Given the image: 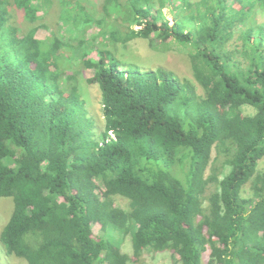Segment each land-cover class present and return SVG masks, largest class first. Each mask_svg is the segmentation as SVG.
I'll list each match as a JSON object with an SVG mask.
<instances>
[{
	"label": "trees",
	"instance_id": "1",
	"mask_svg": "<svg viewBox=\"0 0 264 264\" xmlns=\"http://www.w3.org/2000/svg\"><path fill=\"white\" fill-rule=\"evenodd\" d=\"M159 1L173 25L151 13L155 0H99L98 12L85 0H0L7 256L143 264L169 253L176 264H202L207 252L208 264H264V0ZM57 4L56 35L43 22ZM43 29L49 35L36 38ZM150 34L184 47L196 86L161 68H125L109 52ZM83 84L101 92L98 134Z\"/></svg>",
	"mask_w": 264,
	"mask_h": 264
},
{
	"label": "rangeland",
	"instance_id": "2",
	"mask_svg": "<svg viewBox=\"0 0 264 264\" xmlns=\"http://www.w3.org/2000/svg\"><path fill=\"white\" fill-rule=\"evenodd\" d=\"M58 2V0H56ZM102 1V0H101ZM121 5L125 4L126 0H119ZM191 1H198V0H191ZM86 5L89 8L98 12L99 0H85ZM230 2V1H228ZM170 4L164 3L163 6H160V1L155 0V9L151 12L152 14L155 13L156 9L161 10L164 12L165 18H167L170 22V25H173L174 21L171 15V7ZM11 11L13 13L15 24L18 30V33L25 28L21 26L19 15L20 13L15 9L14 6H11ZM101 11V10H100ZM57 13V17H56ZM40 16H44L43 13H39ZM21 16V15H20ZM262 20L264 21V13L261 14ZM56 18V19H55ZM42 19V20H43ZM38 21V24L42 21ZM44 24L51 26V29L55 30L56 35L58 34L57 27L61 25L59 23V8L58 4L56 5L55 12L49 14V18L46 19ZM41 23V24H43ZM135 30H140L139 25L133 26ZM124 29V26H123ZM122 29V31H123ZM70 31V30H69ZM91 32L90 29L87 30ZM126 31V30H125ZM68 32V31H67ZM50 31L48 29L38 30L36 33V38L43 39L45 36H48ZM146 38H138L128 41L127 43L122 42H115L114 44L110 45V50L113 54L118 57L122 63L133 64L138 66L141 71H148V70H156L158 68L164 69L168 72H172L174 76L180 80H187L190 81L193 85L196 86L195 79L193 78L192 71L189 65V56L188 53L185 52V49L181 45H177L176 43H161L160 40H153ZM153 37V36H152ZM85 75L87 78H92L93 73L91 70H86ZM85 88H80L81 93L87 94L84 99L87 101L85 102V107L88 110L89 118L93 121L94 129L93 131L95 134H98L102 131L103 128V121H102V114H101V106H100V95L99 90L95 87L87 86L83 84ZM199 89V87H198ZM244 115H250L254 113L251 108L245 107L242 111ZM258 171H264V158L258 163L257 167ZM211 172V168L205 172V174H209ZM242 196L244 198L251 197L252 192L250 190V183L245 186L242 191ZM116 206L122 209H128L129 205L127 200L124 198H116ZM12 199L11 198H1L0 199V233L8 221L12 213ZM97 225H94V229H97ZM96 234V233H95ZM115 237L119 239L118 234L114 233ZM1 247V246H0ZM123 251L126 253L130 250L128 242H124L122 245ZM4 249H0V264H27L22 259H16L13 256H7L3 253ZM130 254V252L128 253ZM209 254L206 252L202 256V264H208ZM177 258H172L169 253H162L157 255H145L143 258V264H176ZM133 264V263H131ZM139 264V263H136Z\"/></svg>",
	"mask_w": 264,
	"mask_h": 264
},
{
	"label": "clouds",
	"instance_id": "3",
	"mask_svg": "<svg viewBox=\"0 0 264 264\" xmlns=\"http://www.w3.org/2000/svg\"><path fill=\"white\" fill-rule=\"evenodd\" d=\"M139 28H140V26H139ZM141 29V28H140ZM135 30V29H134ZM137 31V30H136ZM89 33H92V32H89ZM100 42V41H99ZM109 47H110V45H109ZM109 52H111L112 53V51L110 50V48H109ZM120 61V60H119ZM121 62V61H120ZM122 63V62H121ZM122 65L126 68L127 66H128V64L126 65V63H122ZM130 65V64H129ZM82 88H85L84 86H82ZM95 88H97V87H95ZM98 89V88H97ZM81 90V89H80ZM99 90V89H98ZM99 95H100V106H101V92H100V90H99ZM87 102V101H86ZM101 109V108H100ZM13 205V204H12ZM12 209H13V207H12Z\"/></svg>",
	"mask_w": 264,
	"mask_h": 264
}]
</instances>
